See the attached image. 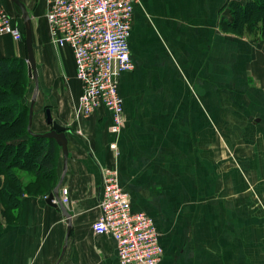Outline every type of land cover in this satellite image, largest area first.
<instances>
[{
	"label": "rangeland",
	"instance_id": "374dc122",
	"mask_svg": "<svg viewBox=\"0 0 264 264\" xmlns=\"http://www.w3.org/2000/svg\"><path fill=\"white\" fill-rule=\"evenodd\" d=\"M247 1L141 0L130 43L133 69L125 78L122 76L120 87L126 108H202L211 116L209 123L203 117L202 122L194 124V134L190 133L188 125L175 130L176 136L190 140L192 160L183 155L185 158L180 162L158 163H165L167 168H179L182 177L174 180L177 187L189 192L185 194L186 199L192 194L190 190L194 192L208 177L214 186H228L230 196L236 195L234 190L238 183L244 184V205L241 208L245 217V256L230 257V264H237L238 260L239 264H264V36L260 33L262 25L259 22L246 24L240 21L236 25L238 29H233L235 20L248 14H243L238 8L240 3ZM30 7L27 6L41 75L37 95L39 102L37 108L34 107V115L36 113V118L43 121L46 108L51 107L54 118L60 124L67 123L72 127L74 123L88 118L79 114V100L69 110L62 108V96L69 87L65 84L62 66L65 62L54 59L57 44L47 30L45 18L33 16L34 11ZM3 8L20 28L22 37L17 40L10 33L0 34V37L11 36L22 52L21 55L7 56L13 58L11 64L15 71L9 80L0 84V107L21 102L30 110L35 82L28 73L25 20L19 14L20 7L12 2L9 7ZM231 21L234 25L230 24ZM128 112L127 115L125 113L119 136L122 140L126 121L129 120ZM10 118L14 117H5L4 120L9 121ZM49 125L46 124L44 129H51L52 125ZM20 126L24 129L25 123ZM160 130L163 135L167 134L166 129ZM32 131L41 133L34 127ZM5 133L0 131V137L5 138ZM110 134L113 138L114 135ZM205 140L212 141L209 148L213 151V162L208 160V165H205ZM121 147L124 150V142ZM60 149L53 179H38L30 169L22 168L10 170V174H17L25 191L48 196L47 192L57 188L61 181L63 165ZM5 178L6 175L0 176L1 181ZM166 180L171 186L170 178ZM61 184L59 192L65 204ZM128 193L132 201V195ZM4 209L0 205L2 222L14 216L10 213V218L6 217L4 214L8 210ZM175 213L188 216L189 210L177 209ZM252 228L257 239L255 254L249 241Z\"/></svg>",
	"mask_w": 264,
	"mask_h": 264
},
{
	"label": "crops",
	"instance_id": "0c3cea01",
	"mask_svg": "<svg viewBox=\"0 0 264 264\" xmlns=\"http://www.w3.org/2000/svg\"><path fill=\"white\" fill-rule=\"evenodd\" d=\"M22 1L31 6L33 16H42L47 23V0ZM10 3L11 0H0L2 7H9ZM140 4L141 0L135 6L130 43ZM55 46L53 57L58 62H65L62 66L65 84L69 86L62 96V108L69 110L76 100L78 102L83 87L75 74L71 48ZM21 52L11 36L0 37V57L21 55ZM130 73L122 76L125 78ZM38 102L39 98L35 108ZM50 110L54 118V112ZM127 112L129 120L126 121L123 140L119 139L121 153L118 158L110 149L114 137L108 130L111 114L106 108H99L88 119L80 120L72 127L64 123L69 157L65 169L59 145L63 165L60 191L68 198L64 205L71 217L68 244L69 224L63 210L47 203V196L26 193L14 216L2 222L0 264H120L115 239L110 234H97L92 228L101 213L102 170L109 165L119 168L121 184L132 195L133 209L146 211L156 219L164 247L159 264H230V257L245 256V217L241 208L244 205V184L238 183L234 190L236 195L230 196L228 186H214L208 177L194 192L190 190L192 194L186 199L185 194L189 192L177 187L174 180L182 177L179 168H167L165 163H160L161 168L158 163L180 162L185 158L183 155L192 160L190 140L176 136L175 130L188 125L190 133L194 134V124L202 122L203 117L209 123L211 116L202 108H126L125 101L126 115ZM44 113L43 121L36 118L35 113L32 124V128L41 133L52 129H44L46 124L49 125ZM160 129H166L167 134L163 135ZM123 142L124 150L121 147ZM210 145L212 141L205 140V165L208 160L213 162ZM177 209H188L189 215L178 216ZM250 233L249 241L255 254V229L252 228Z\"/></svg>",
	"mask_w": 264,
	"mask_h": 264
},
{
	"label": "built area",
	"instance_id": "2783aa9c",
	"mask_svg": "<svg viewBox=\"0 0 264 264\" xmlns=\"http://www.w3.org/2000/svg\"><path fill=\"white\" fill-rule=\"evenodd\" d=\"M139 0H47L45 17L53 41L69 46L74 54L76 77L83 92L78 112L92 116L99 108L111 114L110 149L120 156L119 136L125 122V101L120 93L121 76L133 69L130 35ZM22 37L10 13L0 6V34ZM101 213L92 228L116 241L120 264H158L164 255L156 219L135 210L120 180L116 165L102 170ZM64 196V193H62ZM64 200H68L64 196Z\"/></svg>",
	"mask_w": 264,
	"mask_h": 264
},
{
	"label": "trees",
	"instance_id": "16d2710c",
	"mask_svg": "<svg viewBox=\"0 0 264 264\" xmlns=\"http://www.w3.org/2000/svg\"><path fill=\"white\" fill-rule=\"evenodd\" d=\"M238 8L244 12L243 14H248L235 20V25L231 21L230 24L234 25L233 29H238L236 25L240 21L246 24L253 21L254 23L259 22L262 25L260 33L264 36V0H248L246 3H240ZM13 61L10 57H0V84L9 80L14 74L15 69L11 64ZM17 103H13V106L4 105L5 108L0 107V131L7 133H5V138L0 137V176L6 175L5 180L7 181L5 183V180H0V205L8 210L5 212L8 215L3 213L8 218H10V213L15 214L24 194H33L32 191H25L20 178L16 173L10 174V170L30 169L38 179H53L56 172L55 161L58 158V149H60L54 138L33 135L28 131L30 110L24 103ZM5 117L14 118L5 121ZM24 123V129L20 128V125ZM50 192L48 191L46 195ZM1 226L2 221L0 220V228Z\"/></svg>",
	"mask_w": 264,
	"mask_h": 264
},
{
	"label": "water",
	"instance_id": "95a60500",
	"mask_svg": "<svg viewBox=\"0 0 264 264\" xmlns=\"http://www.w3.org/2000/svg\"><path fill=\"white\" fill-rule=\"evenodd\" d=\"M12 4L14 6H19L21 9L20 15L23 16L25 20V29H26V36H25V46L26 51L28 53V73L29 76L34 79L35 82V90L34 94L30 103V114H29V124H28V130L30 133L35 134L32 131V124L34 119V107L35 103L37 101V95L40 90V78H39V71H38V65L37 60L35 56V49H34V37H33V28H32V20L30 17V13L28 11L27 5L22 0H11ZM46 117L47 122L52 125V129L35 135H41L44 137L54 138L58 144L61 146L63 151V157H64V166L65 169L68 164V157H69V147H68V137L65 133L66 127L62 124H60L57 120H55L52 116V112L50 109L46 110ZM62 183V180L60 181L59 185ZM59 185L57 188H55L53 191H51L48 196L46 197V202L54 207H59L63 210L64 214L68 218V230L66 235V245L68 244V237L70 235V232L72 230V224H71V217L66 209L65 205L62 202L61 195L59 192Z\"/></svg>",
	"mask_w": 264,
	"mask_h": 264
},
{
	"label": "bare ground",
	"instance_id": "6f19581e",
	"mask_svg": "<svg viewBox=\"0 0 264 264\" xmlns=\"http://www.w3.org/2000/svg\"><path fill=\"white\" fill-rule=\"evenodd\" d=\"M76 74V73H75ZM256 145V144H255Z\"/></svg>",
	"mask_w": 264,
	"mask_h": 264
}]
</instances>
